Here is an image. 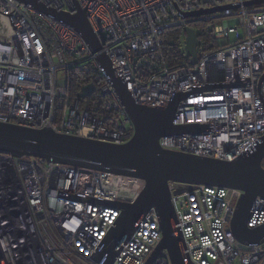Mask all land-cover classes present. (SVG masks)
<instances>
[{
	"label": "built area",
	"instance_id": "1",
	"mask_svg": "<svg viewBox=\"0 0 264 264\" xmlns=\"http://www.w3.org/2000/svg\"><path fill=\"white\" fill-rule=\"evenodd\" d=\"M246 1L254 0H37L72 15L78 6L86 10L101 52L138 104L166 108L176 95L207 87L190 92L173 119L175 126L205 129L159 143L168 151L229 162L253 152L264 136V4L244 6ZM222 6L230 8L186 17ZM198 20H214V39L226 43L203 49L196 65H170L167 31ZM96 56L75 27L19 0H0V122L127 143L132 120ZM83 66L91 80L72 95L70 72ZM145 185L141 178L0 152L4 262L100 264L94 255L121 215L116 203H134ZM169 191L193 264H264V241L242 249L231 229L241 190L171 181ZM263 225L264 198L257 197L247 226ZM162 239L153 210L112 264H172L168 250H159Z\"/></svg>",
	"mask_w": 264,
	"mask_h": 264
},
{
	"label": "water",
	"instance_id": "2",
	"mask_svg": "<svg viewBox=\"0 0 264 264\" xmlns=\"http://www.w3.org/2000/svg\"><path fill=\"white\" fill-rule=\"evenodd\" d=\"M19 1L76 28L92 53L97 54L96 61L112 80L115 92L134 126V135L127 143L114 144L62 135L49 128L34 129L0 122V152L17 158H41L48 162L145 180L146 185L134 203H116L121 215L94 255L96 262L112 264L122 244L135 232L139 221L154 210L163 232L159 250H168L172 264H193L184 253V239L176 227L177 215L169 191L171 181L241 190L243 193L231 222L232 232L242 249L264 241V225L258 228L247 226L255 200L257 197L264 198V136L253 152L231 162L163 149L159 140L164 136L205 129L196 125L175 126L173 119L179 103L190 92L207 87L176 95L166 108L142 106L133 99L126 83L115 77L112 62L101 52V43L87 19L85 9L78 6V12L72 15L47 8L37 0ZM253 4H264V0L246 1L243 5ZM228 8L230 6L199 10L186 14V17L212 15ZM184 31L185 52L190 64L196 65L201 48L198 35L190 27H185ZM241 82L237 80L234 84L240 85ZM263 82L264 76L260 83ZM0 264H6L1 249Z\"/></svg>",
	"mask_w": 264,
	"mask_h": 264
},
{
	"label": "trees",
	"instance_id": "3",
	"mask_svg": "<svg viewBox=\"0 0 264 264\" xmlns=\"http://www.w3.org/2000/svg\"><path fill=\"white\" fill-rule=\"evenodd\" d=\"M215 24V21L198 20L191 22L190 28L194 29L198 35L201 47L203 49H213L220 46V43L213 37L211 27ZM185 39L186 33L182 28H171L167 31L164 44L167 54V60L170 65H174L179 62H190V58L185 52ZM70 85L69 90L72 95H77L81 92L82 87L90 82L91 76L88 73L87 67L74 68L70 72Z\"/></svg>",
	"mask_w": 264,
	"mask_h": 264
},
{
	"label": "rangeland",
	"instance_id": "4",
	"mask_svg": "<svg viewBox=\"0 0 264 264\" xmlns=\"http://www.w3.org/2000/svg\"><path fill=\"white\" fill-rule=\"evenodd\" d=\"M219 42H220L221 44L226 43V41H224V40H220ZM202 53H203V48H201V50H200V53H199L200 56H201ZM58 74H59V77H58L59 82H60V83H64V81H65V80H64V77H63L64 72H59Z\"/></svg>",
	"mask_w": 264,
	"mask_h": 264
},
{
	"label": "flooded vegetation",
	"instance_id": "5",
	"mask_svg": "<svg viewBox=\"0 0 264 264\" xmlns=\"http://www.w3.org/2000/svg\"><path fill=\"white\" fill-rule=\"evenodd\" d=\"M263 167H264V162H263Z\"/></svg>",
	"mask_w": 264,
	"mask_h": 264
}]
</instances>
